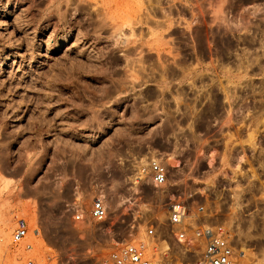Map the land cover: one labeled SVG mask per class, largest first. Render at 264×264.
Listing matches in <instances>:
<instances>
[{
    "label": "rangeland",
    "instance_id": "374dc122",
    "mask_svg": "<svg viewBox=\"0 0 264 264\" xmlns=\"http://www.w3.org/2000/svg\"><path fill=\"white\" fill-rule=\"evenodd\" d=\"M191 1L160 0V5H168V13L162 14L153 0H0V154L15 160L17 172L14 182L0 169V208L2 192H15V207L8 216L14 213L27 220L32 243L27 253L35 264H99L109 236L136 238L146 224L165 226V189L147 187L137 194L126 185L107 189L103 220L71 219L66 203L78 191L79 202L88 204L86 191L106 177L102 163L113 164L110 171L119 174L114 162L102 161L100 154L97 164L79 163L78 172L88 167L90 172L75 187L61 181L69 172V161L58 163L63 172L50 163L36 185L29 184L39 173V161L72 154L86 159L90 146L100 143L95 140L106 144L109 129H121L106 148L111 161L134 138L135 149L144 152L151 147L146 131L151 122L165 131L184 122L183 113L163 112L168 110L166 78L156 77L153 67L126 62L123 52L130 59L143 54L173 59L181 56L176 37L189 43H235L240 55L233 79L237 77L242 94L237 102L248 105L247 92L264 88V0ZM84 4L90 11H82ZM118 34L123 41L116 40ZM257 101L264 104V92ZM137 126L144 135H138ZM93 130L101 135L92 141L88 132ZM40 189L47 194H25ZM0 224L2 264H21L4 244L13 223ZM32 228L39 234L33 235ZM256 264H264V257Z\"/></svg>",
    "mask_w": 264,
    "mask_h": 264
},
{
    "label": "built area",
    "instance_id": "2783aa9c",
    "mask_svg": "<svg viewBox=\"0 0 264 264\" xmlns=\"http://www.w3.org/2000/svg\"><path fill=\"white\" fill-rule=\"evenodd\" d=\"M262 92V86L251 88L250 103L237 102L222 120L180 112L184 122L171 124L167 131L151 122L146 129L151 147L144 152L135 149L138 138H134L111 159L118 175L110 171L113 164H101L106 177L117 183L109 184L106 177L94 181L86 191L87 205L73 191L66 203L71 219L90 223L106 217L111 185L133 187L137 194L147 187L165 189V226L146 224L136 238L109 236L99 264H256L264 257V104L257 101ZM120 131L109 129L105 143L115 141ZM88 134L92 141L101 135L95 130ZM11 222L4 244L21 264H35L27 253L32 247L27 220L13 213ZM31 232L39 234L37 228Z\"/></svg>",
    "mask_w": 264,
    "mask_h": 264
},
{
    "label": "flooded vegetation",
    "instance_id": "af4514ba",
    "mask_svg": "<svg viewBox=\"0 0 264 264\" xmlns=\"http://www.w3.org/2000/svg\"><path fill=\"white\" fill-rule=\"evenodd\" d=\"M153 2L156 9L161 7L162 14L168 13L167 4L160 5V0ZM175 41L178 42L175 46L181 50L179 58L149 59L143 54L140 60H124L153 67L156 77L166 78L169 86L165 90L164 104L168 110L163 112H186L199 119L222 120L229 109L237 106L241 87L237 77L236 80L233 77L239 70L240 46L235 43H189L177 37ZM126 53L123 52L128 55Z\"/></svg>",
    "mask_w": 264,
    "mask_h": 264
},
{
    "label": "crops",
    "instance_id": "0c3cea01",
    "mask_svg": "<svg viewBox=\"0 0 264 264\" xmlns=\"http://www.w3.org/2000/svg\"><path fill=\"white\" fill-rule=\"evenodd\" d=\"M107 146H109V144H96L94 146H90L91 148H89L86 152V159L83 158L82 155L80 154H72L71 156L69 157H55V160L52 161V158L49 156L48 159H42L41 161H39V164H40V167L39 168H36L35 167V171L36 169H38L39 173L36 174L33 178H32V181H30L31 183L30 186H34L36 185L37 183V180L39 179L40 175L39 174H43L47 168L50 167V163H56V166L59 162H67L69 161L70 162V167H68L67 169L69 170V172H72V173H69L66 175V177L61 179L62 184L63 185H67L66 186H70V187H75V183L78 181V179L80 180H83L82 177H86L87 174L90 172V168H86V170L84 172H78L77 169L78 167H80V164L82 161H87V162H90L91 164L92 163H95L97 164L98 163V160H99V157L98 159L96 158L97 157V154H100V156L102 157V161L105 160L107 162H112V160L110 161V151L107 148ZM77 147V146H76ZM80 147H83V146H79L78 148ZM62 159V160H61ZM15 166H16V163H15V160H11L10 161V156H5V155H2L0 154V169L2 171V173L4 174L5 177L7 178H14V182H15V178L17 177V172L15 170ZM58 170H60V172H63L62 171V167L60 168L59 167V164H58ZM80 169V168H79ZM78 169V170H79ZM32 169L30 171V176L32 175ZM60 181V180H59ZM60 181V182H61ZM47 194V192L45 191L43 193V190H39V191H27V193H25L26 195H32V196H36L37 197H42L44 194ZM45 194V195H46ZM58 195V193H57ZM2 199H4L3 203H2V206L0 208V223L1 221H4V223H10L11 222V217L8 216V214L10 213V210L12 207H15V203H16V199H15V192L14 193H11V192H5L3 191L2 192V195H1ZM71 199V198H70ZM39 201V200H38ZM41 201V199H40ZM41 210V208H40ZM1 225V224H0Z\"/></svg>",
    "mask_w": 264,
    "mask_h": 264
},
{
    "label": "bare ground",
    "instance_id": "6f19581e",
    "mask_svg": "<svg viewBox=\"0 0 264 264\" xmlns=\"http://www.w3.org/2000/svg\"><path fill=\"white\" fill-rule=\"evenodd\" d=\"M140 3H141V2H140ZM140 3H139V4H140ZM88 4H89V2H88ZM141 4H142V3H141ZM86 5H87V4H86ZM86 5L84 4V7L81 8L82 11H84V12L90 11V10H89L90 7H89V9H88V7H87ZM140 6H141V5H139V8H140ZM143 6H144V5H143ZM143 6L141 7V9L143 8ZM81 7H82V6H81ZM79 12H80V11H79ZM84 12H83V13H84ZM86 14H89V12L86 13ZM138 21H139V20H138ZM138 21H137V22H138ZM158 24H159V23H158ZM100 25H101V24H100ZM119 35H120V34H118L116 40H117V41H123V39L121 38V35H120V36H119ZM200 35H201V34H200ZM133 49H134V48H133ZM133 49H129L128 51H129V52H132ZM130 50H131V51H130ZM125 57H126L127 59H130L129 57H127V55H125ZM142 58H143V57H142ZM142 58H138V60H140V59H142ZM90 61H91V60H90ZM141 61H142V60H141ZM240 92H241V90H240ZM239 95L242 96L241 93H240ZM240 98H241V97H240Z\"/></svg>",
    "mask_w": 264,
    "mask_h": 264
}]
</instances>
